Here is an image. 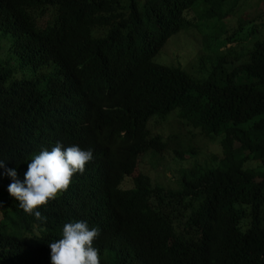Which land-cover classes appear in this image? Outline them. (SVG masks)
I'll return each mask as SVG.
<instances>
[{
  "label": "trees",
  "instance_id": "obj_1",
  "mask_svg": "<svg viewBox=\"0 0 264 264\" xmlns=\"http://www.w3.org/2000/svg\"><path fill=\"white\" fill-rule=\"evenodd\" d=\"M241 1L0 0V160L23 181L50 143L93 151L39 208L46 221L0 168V264H51L49 243L80 220L101 231V264H264V39L242 35L257 17L229 27ZM218 23L226 32L193 76L155 62L173 36ZM175 116L219 155L177 169V188L145 173L125 188L142 156L168 150L153 123Z\"/></svg>",
  "mask_w": 264,
  "mask_h": 264
},
{
  "label": "rangeland",
  "instance_id": "obj_2",
  "mask_svg": "<svg viewBox=\"0 0 264 264\" xmlns=\"http://www.w3.org/2000/svg\"><path fill=\"white\" fill-rule=\"evenodd\" d=\"M231 7V3L226 4L227 9ZM232 16L233 18L228 24L232 29H235L237 24H242L244 20L253 19L254 17L261 19L244 27L242 35L247 34L252 27L259 30V34L256 33L252 41L264 39V0H242L236 12L232 13ZM216 21L218 19L211 21V25L217 23ZM224 25V23H218L215 26H211L209 30L204 28H198L199 30H197L194 29L195 27L183 30L170 39L165 48L155 57V62L170 67H182L188 72H193L194 65H199L201 58H206L207 53L216 50L218 40L213 37L217 36V33L224 35L223 33L226 32ZM201 29L206 36L200 31ZM243 47L247 46L243 44ZM248 47H250L249 43ZM243 50L248 51V49ZM23 74L29 76L30 71L26 69ZM190 74L193 76L192 73ZM164 125L162 127L161 124H156L155 121L152 127H154L156 132L164 135L168 143L167 152L159 157H156L154 153L142 156L135 174L125 181V188L134 187V179L141 173L149 174L153 178L154 183H159L165 187L177 188L175 177L177 169L190 168L195 163L210 167L213 163L212 156L219 155L218 140L211 141L208 138L206 139L199 130L185 126L178 117H171L169 122ZM177 150L186 153L185 160H179V162L175 159L178 156ZM2 219L3 217L0 216V222ZM22 234L27 237L25 232ZM35 235L36 233L33 232L31 239L35 238Z\"/></svg>",
  "mask_w": 264,
  "mask_h": 264
},
{
  "label": "clouds",
  "instance_id": "obj_3",
  "mask_svg": "<svg viewBox=\"0 0 264 264\" xmlns=\"http://www.w3.org/2000/svg\"><path fill=\"white\" fill-rule=\"evenodd\" d=\"M92 159L91 149L75 144L65 147L56 141L31 159L23 181L15 168H6L4 160H0V168H6V174L11 177L8 192L19 201L21 209L37 220L46 221L39 208L59 199L70 187L74 175L83 174ZM0 212L4 219L1 207ZM100 234L98 227L90 228L83 220L65 223L62 237L49 243L51 264H101L99 249L94 246Z\"/></svg>",
  "mask_w": 264,
  "mask_h": 264
}]
</instances>
